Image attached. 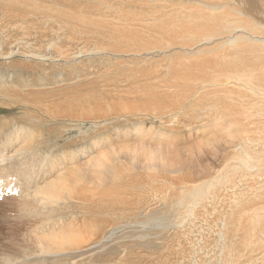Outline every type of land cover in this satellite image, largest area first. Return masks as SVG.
Listing matches in <instances>:
<instances>
[{
	"label": "rangeland",
	"instance_id": "1",
	"mask_svg": "<svg viewBox=\"0 0 264 264\" xmlns=\"http://www.w3.org/2000/svg\"><path fill=\"white\" fill-rule=\"evenodd\" d=\"M70 1L79 14L130 26L141 38L110 39L103 34L110 31L67 21L54 10L46 17L27 9L29 25L0 16V149L9 156L19 151L5 188L0 186V264H203L212 237H221L222 216H198L179 196L222 170L233 146L227 147L228 137L208 117L211 111L203 110L216 97L187 107L186 87L171 84L166 74L211 44H182L181 38L173 44L175 37L148 30L150 19L179 25L194 21L178 18L180 12H213L223 17L221 25L241 28L249 22L264 33V0ZM235 36L260 37L264 44L262 34L240 29ZM203 74L212 75L206 69ZM200 77H191V86ZM153 91L167 99H150ZM27 98L42 101L39 109L22 101ZM149 99L160 105L148 106ZM103 153L110 169L95 174L90 160ZM162 184L168 190L157 192ZM31 193L34 204L23 201ZM96 194L97 202L91 199ZM33 207L35 212L28 211Z\"/></svg>",
	"mask_w": 264,
	"mask_h": 264
},
{
	"label": "bare ground",
	"instance_id": "2",
	"mask_svg": "<svg viewBox=\"0 0 264 264\" xmlns=\"http://www.w3.org/2000/svg\"><path fill=\"white\" fill-rule=\"evenodd\" d=\"M43 1L49 2L50 4L43 5V7H41L37 4V2L31 0H0V9L2 11L5 10L4 12H0V16L5 15L8 19L15 21L14 23H28L27 18L29 16L27 12L29 13L30 11H35L36 13L38 12L37 14L47 17L50 15L49 13L51 12V10H54L58 13L59 17H64L67 19V21L75 22L79 20L85 23L87 22L90 27L97 26L103 28V30H106L108 32L110 31V33H103L105 34L104 36H108L110 39L112 36L116 35H122L123 38L128 42L131 39L141 38V36L131 30L130 26L125 25L122 27H117L111 25V23L103 21V19L96 21L95 18L91 15L87 16L88 14H79L78 12L80 10L78 4L73 3L70 0H63L61 2H59V0ZM58 2L60 5L58 4ZM56 6H58L57 9H55ZM66 7L70 9H67ZM27 9L29 11L26 12ZM8 10H10L11 13ZM80 13L83 12L80 11ZM179 14L181 15V17ZM179 14L177 17L180 19L185 20L191 18L194 19V21L182 24L180 21L179 25H170L168 21L169 18L160 19L161 17L158 18L159 16H157L158 20H156L153 16L152 19H150L153 20V25H151V28L153 29L148 30L154 32L156 31L158 33H161L163 36H171L172 39L175 37V39L173 40V44H176V42L178 41L181 42V40L183 39H185V41L183 43L181 42L182 44H186L185 42H187L188 40H197L199 42L198 44L205 43L203 47L208 43L211 44V46L209 47L200 49L198 51L199 55L194 58V60H190L189 63L181 62L177 66L172 65L169 69V72L166 71V75H170L172 77L170 80L171 84H175L179 88L186 87L184 88V93L187 91L184 95V99L189 104L187 102L183 103L181 105L182 108L186 106V103L188 104L187 107H192L194 105H197L200 101V103L203 104V101L209 99V96L210 99L216 97L212 101V104L211 102L208 104V106L205 104L206 108H204L203 110L211 111V114H208V117H210L213 122H216L214 126H217L218 130L219 128L222 129V133L225 135V139H227L228 137V140L230 141V143H227V147L233 146V150L231 154L226 151L229 156L228 158L225 156L227 159H225L224 161L225 164L223 166V169H220L217 174L215 173L216 175L211 178L210 181L205 180L201 183L197 182L195 184L188 185V187L186 186L187 188L185 190H183L182 192L181 190L179 191L182 193V195L179 194V192H177L176 190L174 191V194L181 195L182 197L179 196V200L181 199L182 206L183 203L184 205L188 204V206H190L191 208V211L193 210L192 212L198 214V216H212V214L222 216L220 219L221 221L219 220V218H217L219 222H222V227H219L221 228V232L217 229L218 232H220L219 236L221 237H212L211 242H209V244H212V248L208 252L209 257L206 258L204 256L203 258H201L203 264H264V44L258 43V41H260L261 39L260 37L254 36L252 38H246L242 36H235V34L238 33L240 29H242L244 33L249 34L264 35V33H262L259 26H256L249 22H247L244 26H241V28L235 27L233 24H228L226 26L221 25L223 23V17L218 14H213V12L207 13L208 15H205V13L202 14V12H199V15H194L192 12H190L191 15L183 14V12H180ZM5 16L4 18H6ZM84 16H87V19H84ZM149 27L150 25L148 26V28ZM190 29L195 31L194 33H191V36L189 34L190 32H187ZM93 32H95V30H92V33ZM185 34H187L188 37ZM91 36L95 37L96 34L93 33ZM182 36H185V38H183ZM177 38H181V40H177ZM183 50L185 52V49ZM207 53H214V55L212 56L208 54L211 57H208V55L205 56ZM197 66H201V68H197ZM194 69H201L200 71H202V73L199 75L197 70L194 73V76L192 72V70ZM204 69H206L207 72L212 75H204ZM158 76L159 77L157 78L161 81L162 79L160 78L159 74ZM191 77L195 79H198L200 77L202 78L200 79L202 80V82H200L199 84L194 82L192 84L196 85L191 86L189 82V79ZM167 80L169 79H165V82ZM180 80L185 85L182 84V86L181 84H179L178 82H181ZM150 83L148 84L145 82L143 84L144 86L147 84V87L148 85L149 87H151L150 85L153 86V83ZM158 84L160 83L157 82V85ZM146 89L148 90V88ZM137 90L139 91L138 87ZM154 91L151 95V98L147 93V96L145 93H143L144 97L154 100L167 99L163 94L164 92L162 93L161 91ZM247 93H250L249 95H251L252 97L251 101L249 100L250 102L247 99L249 97H247ZM135 95L137 94L135 93ZM138 95H141V93ZM131 97H135L134 94L131 95ZM140 98L138 97V99ZM150 99L149 101L150 103H152V105L147 102L146 104H149L148 106H156L159 104L158 103L155 105V101H151ZM136 100L134 104L131 103L132 106H135V104L139 105ZM22 101H24L25 104L29 103L28 105L35 109H39V105L42 102L40 100L38 101V99L37 101H30L28 98L27 100L23 99ZM200 103L198 105H201ZM176 107L178 106L176 105ZM198 108L200 107L198 106ZM132 112L133 111H131V113ZM31 113L38 114V112L34 111H31ZM202 118H204V116ZM202 118L201 120L200 118L198 119L202 121ZM26 143L28 146L32 145V142L29 143V141H26ZM144 147H146V145ZM219 148L220 147H218V149ZM3 152V149H0V186L2 187V190L7 184L8 168L11 166L12 159L16 157L19 151L15 150L16 153H12L11 156L6 155ZM104 155L105 153L96 157L94 156L95 158L92 157V159L90 160L91 165L94 167L95 174H99L103 168L110 169L109 166H107L108 162H106L105 160V158L107 159L108 157H105ZM153 156L151 159L157 158L155 154H153ZM152 161H154V159ZM150 166L155 165L150 164ZM165 167L167 166H165L164 164L162 168ZM74 173L79 172L78 170H76L74 171ZM52 181L53 182H51V184H60V182H57L55 180ZM161 187L162 188L156 189V191L164 192V189L168 190L166 189L167 187H163V184ZM31 194H29L28 196L30 198L29 201H23L32 202L34 204V196L33 193ZM96 196L97 194L91 197V199H95V202H97ZM174 196L176 199V195ZM47 197H49V194H47ZM197 207L200 210H198ZM209 208L211 209L209 210ZM28 211L35 212L34 207L33 209L31 208ZM174 216H176V214ZM191 219L192 217L190 218V220ZM211 221L209 222L211 223ZM216 228L218 227L216 226ZM166 253L168 255L169 252ZM185 262L186 261H184L183 263Z\"/></svg>",
	"mask_w": 264,
	"mask_h": 264
}]
</instances>
